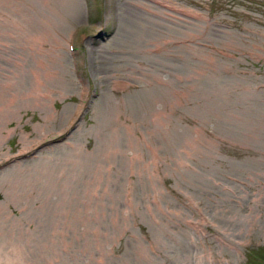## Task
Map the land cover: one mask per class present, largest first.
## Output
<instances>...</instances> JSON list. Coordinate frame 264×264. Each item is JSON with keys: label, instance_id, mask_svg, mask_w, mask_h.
I'll use <instances>...</instances> for the list:
<instances>
[{"label": "rangeland", "instance_id": "rangeland-1", "mask_svg": "<svg viewBox=\"0 0 264 264\" xmlns=\"http://www.w3.org/2000/svg\"><path fill=\"white\" fill-rule=\"evenodd\" d=\"M0 107V264H264V0H0Z\"/></svg>", "mask_w": 264, "mask_h": 264}, {"label": "bare ground", "instance_id": "bare-ground-1", "mask_svg": "<svg viewBox=\"0 0 264 264\" xmlns=\"http://www.w3.org/2000/svg\"><path fill=\"white\" fill-rule=\"evenodd\" d=\"M140 5H142V7H144L145 9L148 8V6H146V5L143 4V3H140ZM140 5H139V6H140ZM148 10H149V9H148ZM32 94H33V92H32ZM10 96H11V97H9V99H10V100H13V96H14V95H13V94H10ZM15 98H16V96H15ZM0 108H1V107H0ZM28 148H29V147H27L26 149H28ZM3 156L6 157L7 155L4 154ZM3 156H2V157H3ZM8 156H9V155H8ZM76 183H77V182H76ZM44 186H45V185H44ZM74 186H75V184H74ZM76 188H77V187H76ZM76 188H75V190H76ZM42 189H43V187L41 188V190H42ZM44 189H45V188H44ZM47 190H48V189H47ZM52 191H53V190H52ZM42 192H43V190H42ZM45 192H46V190H45ZM45 192H44V193H45ZM53 192H54V191H53ZM44 193H43V194H44ZM54 193H56V192H54ZM54 193H52V194H54ZM43 194H42V195H43ZM45 194H46V193H45ZM45 194H44V195H45ZM39 195H41V194H39ZM46 195H47V194H46ZM43 197H44V196H43ZM45 198H46V196H45ZM71 198H72V197H71ZM37 199H38V198H37ZM38 200H39V199H38ZM42 200H43V199H42ZM45 200H46V199H45ZM45 200H44V201H45ZM46 201H47V200H46ZM71 241H72V240H71ZM72 242H73V241H72ZM70 243H71V242H70ZM33 245H35V243H33ZM9 254H10V252H9ZM9 254H8V255H9ZM12 254H13V253H12ZM3 255H4V254H3ZM186 260H187V259H186ZM184 261H185V260H184ZM183 263H184V262H183ZM199 263H200V262H199ZM181 264H182V263H181Z\"/></svg>", "mask_w": 264, "mask_h": 264}]
</instances>
